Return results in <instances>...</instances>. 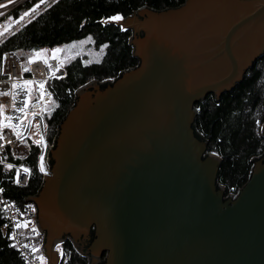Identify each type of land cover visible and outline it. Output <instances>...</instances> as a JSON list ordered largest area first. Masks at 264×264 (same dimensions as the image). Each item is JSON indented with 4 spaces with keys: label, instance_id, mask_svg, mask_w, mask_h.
Segmentation results:
<instances>
[{
    "label": "water",
    "instance_id": "95a60500",
    "mask_svg": "<svg viewBox=\"0 0 264 264\" xmlns=\"http://www.w3.org/2000/svg\"><path fill=\"white\" fill-rule=\"evenodd\" d=\"M116 24L133 32L138 65L76 90L50 173L22 197L47 263L70 242L87 264H264V155L226 196L222 158L195 129L196 105L264 54V0H186Z\"/></svg>",
    "mask_w": 264,
    "mask_h": 264
},
{
    "label": "trees",
    "instance_id": "16d2710c",
    "mask_svg": "<svg viewBox=\"0 0 264 264\" xmlns=\"http://www.w3.org/2000/svg\"><path fill=\"white\" fill-rule=\"evenodd\" d=\"M4 1V0H2ZM186 0H46L29 20L0 41L2 55L14 52L24 60L39 50L66 49L77 43L90 42L100 52L99 59L87 54L65 59V76L50 85L53 99L51 110L45 116L47 139L53 142L60 123L74 106L75 92L85 84L116 78L120 72L135 67L139 60L133 54L131 30L109 22L120 15L132 16L141 8L165 11L182 6ZM40 0H29L13 13L19 19L23 10L31 11ZM207 96L196 105L198 115L195 129L207 140L211 152L222 158L218 181L228 191L241 189L249 180L254 162L264 155V54L245 74L243 80L221 95ZM200 136V135H199ZM202 138V137H201ZM38 147H32L29 156L20 161L31 167L27 186L13 180V172L0 165V187L5 196L23 208L22 197L38 194L43 177L39 169ZM6 222L0 210V264H29L4 237L1 227ZM62 264H87L70 242L61 245Z\"/></svg>",
    "mask_w": 264,
    "mask_h": 264
},
{
    "label": "built area",
    "instance_id": "2783aa9c",
    "mask_svg": "<svg viewBox=\"0 0 264 264\" xmlns=\"http://www.w3.org/2000/svg\"><path fill=\"white\" fill-rule=\"evenodd\" d=\"M27 1L29 0H0V5H4L0 7V31H3V21L11 17ZM56 49L59 48L36 51L30 57L34 61L32 63H29L30 59L24 60L14 52H6L1 58L0 92L7 94L0 95V105H3L0 122L4 125L11 123L15 125V129L0 127V134L3 137L0 139V165L13 172V180L20 186H27L31 179V167L20 161L29 156L32 147L40 149L38 163L43 179L50 173L48 156L53 142L47 139L45 116L53 99L50 85L53 80L65 76L62 51L56 52L54 51ZM36 53L40 54L39 58L36 57ZM26 68L28 71H25ZM25 81H32V84L25 85ZM41 83L43 88L40 87ZM13 84L18 87L13 88ZM21 108L24 109L23 112L18 111ZM35 124H38L40 143H36L33 138ZM16 132L21 133L19 139ZM41 156L44 157L43 171L40 168ZM9 165L12 167L9 168ZM25 168L29 171L25 172ZM241 189L227 190L226 196L237 197ZM0 210L6 219L1 231L22 259L29 264H47L43 250L44 235L36 223V207L30 203L23 208L17 206L5 196V190L0 187ZM17 224L21 227L17 228ZM61 245L58 251L62 257ZM41 257L44 259H40Z\"/></svg>",
    "mask_w": 264,
    "mask_h": 264
},
{
    "label": "rangeland",
    "instance_id": "374dc122",
    "mask_svg": "<svg viewBox=\"0 0 264 264\" xmlns=\"http://www.w3.org/2000/svg\"><path fill=\"white\" fill-rule=\"evenodd\" d=\"M25 12H30V11L23 10L20 17L24 16ZM30 19H31V17H25V19L23 21L17 23V21L19 19L15 20L13 15L11 17H8L6 20L3 21L2 25H3V31L5 32V34L3 36H0V41L4 37H6L10 33H12L21 24L27 22ZM123 21H124V19H122L120 21H114V20L111 19L109 22H113V23H118L119 22L120 23V22H123ZM59 49L63 52V50L61 48H59ZM84 54H87L89 57H91V59H99V57H100V52H97L96 50H94V48H92V46H90V42L86 41V42H81V43H77V44L71 45L68 48V50L66 49L64 56L62 54V60L64 62L65 59L75 57L76 55H84ZM51 108H52V106L48 108V111L51 110ZM33 135H34V137H33L34 141L36 143L38 141H41V138L39 136L38 124H35V126H34Z\"/></svg>",
    "mask_w": 264,
    "mask_h": 264
},
{
    "label": "snow or ice",
    "instance_id": "6c2138e0",
    "mask_svg": "<svg viewBox=\"0 0 264 264\" xmlns=\"http://www.w3.org/2000/svg\"><path fill=\"white\" fill-rule=\"evenodd\" d=\"M45 2H46V0H40V4H37L34 8H32L30 12H25L24 16L20 17L19 20L17 21V23L23 21L25 19V17H32L34 15V13L37 11V9L40 8L41 4H44ZM0 7H4V5H0ZM110 19H112L114 21H120L123 19V17L120 15H117V16L111 17ZM29 22H31V20H29ZM4 34H5L4 31H0V36H3ZM54 51L58 52V51H60V49H56ZM39 56H40V54L36 53V57L39 58ZM32 62H34V61L30 59L29 63H32ZM49 67H51V66L49 65ZM25 71H28V69L26 68ZM30 84H32V81H25V85H30ZM12 87L13 88L18 87V85L13 84ZM40 87L43 88L42 83L40 84ZM6 94L7 93L0 92V95H6ZM2 111H3V105H0V112H2ZM18 111L23 112L24 109L21 108V109H18ZM0 127H9V128L15 129V125H13L11 123L4 125L2 122H0ZM15 134H16L17 138L19 139V137L21 136V133L16 132ZM2 138H3L2 134H0V139H2ZM9 143H11V142L9 141ZM37 143H40V141H38ZM40 161H41L40 168H41V171H43L44 170V165H43L44 157L43 156L40 157ZM11 167H12V165H9V168H11ZM24 171L28 172L29 170L27 168H25ZM17 177H19L18 172H17ZM17 182H19V179H17ZM16 227L19 228V227H21V225L17 224ZM24 227H27V225H24ZM33 231H35V229H33ZM13 239H14V237H13ZM40 259H44V258L41 257Z\"/></svg>",
    "mask_w": 264,
    "mask_h": 264
}]
</instances>
